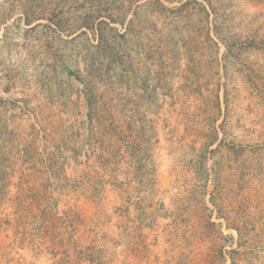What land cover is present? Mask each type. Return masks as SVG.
I'll return each mask as SVG.
<instances>
[{
	"label": "rangeland",
	"instance_id": "374dc122",
	"mask_svg": "<svg viewBox=\"0 0 264 264\" xmlns=\"http://www.w3.org/2000/svg\"><path fill=\"white\" fill-rule=\"evenodd\" d=\"M186 1L0 0V264H264V0Z\"/></svg>",
	"mask_w": 264,
	"mask_h": 264
},
{
	"label": "trees",
	"instance_id": "16d2710c",
	"mask_svg": "<svg viewBox=\"0 0 264 264\" xmlns=\"http://www.w3.org/2000/svg\"><path fill=\"white\" fill-rule=\"evenodd\" d=\"M190 1H193V2H195V4L197 3L198 5H200L201 7H203L204 8V6H203V4L202 3H199L198 1H196V0H187L186 2H190ZM101 23H104L105 24V22H101ZM57 26H60L57 22L55 23ZM99 26H100V24H98ZM61 27V26H60ZM100 39V38H99ZM99 42H100V40H99ZM111 49V48H110ZM113 51V50H112Z\"/></svg>",
	"mask_w": 264,
	"mask_h": 264
}]
</instances>
